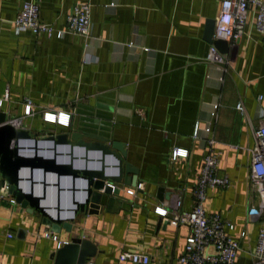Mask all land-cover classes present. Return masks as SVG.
<instances>
[{"label": "crops", "instance_id": "1", "mask_svg": "<svg viewBox=\"0 0 264 264\" xmlns=\"http://www.w3.org/2000/svg\"><path fill=\"white\" fill-rule=\"evenodd\" d=\"M24 1L29 0H0V109L38 138L70 132L96 113L109 115L106 134L121 143L124 161L137 169L135 186L119 185L124 201L109 211L77 215L71 231L60 227L57 238L90 239L97 247L90 258L95 264H134L118 260L123 250L148 254L149 264H174L189 229L154 209L172 204L175 196L181 210L192 208L196 178L210 151L203 140L212 139L218 172L228 175L230 185L208 188L204 210L234 224L227 232L239 241L235 264H254L259 220L249 217L248 209L259 198L250 162L256 98L264 93V41L251 23L252 12L246 33L228 46L223 53L228 61L219 65L205 59L211 43L204 32L207 21H215L220 0H30L38 4L39 19L57 28L65 27L75 4L88 2L90 35L98 40L90 55L84 50L89 40L80 35L15 32L12 21ZM25 99L32 104L31 115H24ZM238 102L243 112L236 109ZM43 111L68 113L69 124L45 122ZM196 123L200 141L193 138ZM39 145L46 151V142ZM175 147L187 155L172 159ZM58 149L69 161V148ZM73 154L75 167L95 166L80 159L83 150ZM38 175L35 193L56 206V175H45V188ZM59 185L66 207L70 178L60 177ZM127 188L134 194L126 195ZM46 232L52 233L38 213L0 201V264H54L56 242Z\"/></svg>", "mask_w": 264, "mask_h": 264}, {"label": "built area", "instance_id": "2", "mask_svg": "<svg viewBox=\"0 0 264 264\" xmlns=\"http://www.w3.org/2000/svg\"><path fill=\"white\" fill-rule=\"evenodd\" d=\"M38 4L34 1H24L15 15L12 23L14 31H32L36 34H45L47 37L53 35L62 37L67 33L76 34L87 38L89 41L84 47L87 55L93 54V48L98 40L90 35L91 5L88 2L75 4L66 16L64 28H57L53 24L43 22L39 19ZM252 12V24L256 31L262 36L264 41V2L262 0H220L218 15L214 21L212 39H224L229 48H232L246 33L248 15ZM129 46H134L131 41ZM209 63L226 65L228 58L221 53L218 48L211 43L206 57ZM7 96L5 97V99ZM257 124L253 128L254 145L251 148L250 174L251 182L258 194L259 203L257 206H250L248 215L259 220L257 230V243L253 252L254 264H264V93L257 95ZM0 98V107L3 103ZM236 109L244 111L241 102L236 104ZM32 114V104L29 99H25L24 115ZM70 114L62 111H43L42 119L48 123H57L67 126ZM15 126H20V120H11ZM193 138L201 140L198 136V124L194 125ZM212 139L203 140L204 146L210 147L202 161L196 183L193 189V205L190 210H181V199L175 196L172 204L167 206H157L154 211L161 215H169V220L174 225H186L189 229L185 237V245L182 253L176 258L174 264H235L240 245L237 239L232 238L228 230L234 228V224L224 220L218 214H207L203 203L208 188H227L230 179L227 174L218 172L219 153L212 151ZM187 150L175 147L172 149V159L185 157ZM139 187V186H138ZM134 189H125V194L130 196ZM6 200L9 204H15L14 197L9 195L5 187L0 186V201ZM56 242V248L61 247L66 240H59L54 233H45ZM245 232H240L244 236ZM11 237V233H7ZM120 262H130L134 264H149L150 257L143 252L121 251L118 255ZM95 264L91 259L84 263Z\"/></svg>", "mask_w": 264, "mask_h": 264}, {"label": "water", "instance_id": "3", "mask_svg": "<svg viewBox=\"0 0 264 264\" xmlns=\"http://www.w3.org/2000/svg\"><path fill=\"white\" fill-rule=\"evenodd\" d=\"M213 27L214 20L210 19L206 23L204 37L224 53L228 50V43L220 38L212 39ZM107 109L113 111V107ZM109 121V115L96 113L91 121L85 120L70 132L38 138L24 127L15 126L10 116L0 109V186L5 187L21 209L38 213L52 233H58L60 227L70 232L79 214L87 215L103 207L111 210L114 204L125 200L119 185H136L137 169L124 161L126 152L121 143L110 141L105 130ZM40 141L48 144L44 152ZM59 147L69 148L70 152L66 155L69 161L62 158L64 155ZM78 149L84 152L80 159L91 161L95 166L88 167L86 164L75 167L73 161L78 157L73 151ZM48 173L57 178L58 201L54 207L45 204V194L35 193V185L39 183L38 174H42L40 182L45 188L48 184L45 175ZM60 177L71 180L70 187L66 189L71 192L66 207L61 205L59 199L60 190L64 191L59 185ZM78 180L82 182L81 188L76 186ZM157 196L161 199V188ZM96 252L97 247L90 239L73 236L55 250L54 264L84 263Z\"/></svg>", "mask_w": 264, "mask_h": 264}]
</instances>
